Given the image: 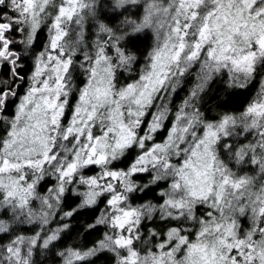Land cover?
Returning <instances> with one entry per match:
<instances>
[{
    "label": "rangeland",
    "instance_id": "1",
    "mask_svg": "<svg viewBox=\"0 0 264 264\" xmlns=\"http://www.w3.org/2000/svg\"><path fill=\"white\" fill-rule=\"evenodd\" d=\"M51 1L8 0L7 9L15 16L5 15L0 23L1 65L14 59L9 48L12 42L4 36L5 27L14 25L19 33L27 27L32 33L36 19L49 21L47 46L35 63L29 98L24 99L18 110L13 139L0 153V215L7 209L17 218L37 225L38 233L30 240L14 239L7 252L23 260L31 248L45 247L52 239L44 209L50 204V198L39 199L36 195L37 183L44 175L55 177L56 188L49 196L57 197L78 170L95 165L105 171L110 160L131 146L138 156L127 171H105L103 175L80 179L78 183L87 189L88 197L95 193L111 196L107 223L112 237L107 239L106 247L114 250L116 258L122 255L117 264H156L155 258L161 259L157 264H180L184 259L188 264H200L196 262V255L201 254L210 264L212 248L198 244L210 245L212 237L214 246H222L232 230L236 236L239 226L229 215L233 219L242 218L244 214L236 211L237 205L243 202L244 196H251L252 190L259 191L251 196L253 206L249 203L251 210L247 215L253 216L255 226L259 225L257 230L261 229L264 235V79L255 100L239 118L205 124L196 114L197 93L203 91L208 81L222 76L228 86H243L256 63L264 58V0H115L118 7L129 4L131 9L141 11L138 19L132 17L136 19L130 25L134 27L138 23V29H146L154 36L148 63L134 83L115 86L114 69L129 72L131 59L120 54L112 41L117 32L122 35V27L118 26V31L113 33L103 30L104 35L99 36L102 47L97 48L94 60L89 63L87 54L83 53V62L75 66L85 74L86 84L72 116L66 121H62V115L67 83L72 76L70 68L74 58L82 55L86 21L94 20L97 3L59 0L50 12L47 8ZM187 73L193 74L189 84L194 82L188 100L181 105L171 128L158 143L154 133L160 130L170 100ZM27 103L31 104L26 109ZM229 133L236 134L238 140L243 139L242 153L240 148L239 151L232 149L238 143H233L234 136L232 143L227 141ZM251 142L254 145L249 146ZM256 147L260 150L259 156ZM230 164L233 167L252 165L257 168L252 178L263 175V180L253 187L231 171ZM146 170L169 181L166 201L157 208L163 217L193 219L199 204L205 208L204 217L213 213L222 215L223 209L227 213L216 223L199 225L198 222V230L191 232L188 241L182 234L168 233L163 244L165 252L142 257L133 242L141 218L138 210L130 209L123 201L130 177ZM192 239L191 243L196 244L188 250ZM246 239L232 240L228 250L242 256L253 250L256 254L251 264H264V237H260V242L254 241L255 246L248 234Z\"/></svg>",
    "mask_w": 264,
    "mask_h": 264
},
{
    "label": "trees",
    "instance_id": "2",
    "mask_svg": "<svg viewBox=\"0 0 264 264\" xmlns=\"http://www.w3.org/2000/svg\"><path fill=\"white\" fill-rule=\"evenodd\" d=\"M58 1L52 0L47 8L48 11L51 12ZM95 2L97 6L94 20H85L86 29L83 33L82 55L74 58V63L76 64L73 63L70 68L72 76L69 84L67 83V99L64 104L62 121H66L72 116L79 94L86 84L85 74L82 71H77L75 66L83 62V53L87 54L85 58L89 63L94 60L95 52L99 50L97 48L102 47L99 36L103 34V30L113 33L118 31V26L122 27V35L117 32L118 34H114L115 38H112V41L118 46L120 54L123 53L131 59L130 67L128 65L125 67L126 70L129 67V72H120L118 69H114L112 82L117 87H125L134 83L136 76H138L144 65L148 63L149 54L154 43L152 33L146 29H138V23L134 27L130 25L136 18L138 19L141 16L142 13L139 9L133 10L129 4L118 7L115 4V0H95ZM8 6V0H0V23L5 15L13 14L15 16L14 12L7 9ZM133 14L135 16H132ZM132 17L136 18L133 19ZM130 19L131 21H129ZM47 24L49 25L47 20L36 19L32 33V30L27 27L20 29V33L17 32V28L14 25L10 28L5 27L4 36L8 42H12L9 44V48L14 54V59L11 63L4 62L0 65V153L7 148L8 143L13 139V123L18 110L25 100L29 98L31 75L35 68V63L47 46ZM27 32L31 33V35ZM14 40L17 41L15 42ZM192 75L187 73L182 78L179 88L175 90L168 106L167 116L160 130L154 133L158 143L162 142V138L165 137V134L171 128V124L175 115L180 111L181 105L187 102L189 93L194 85V82L189 84ZM263 79L264 58L256 63L249 80L243 86H228L224 77H213L207 82V86L203 91L201 90L197 93L196 114L198 120L205 124H217L224 118H239L244 110L255 100ZM28 103L26 104V109L31 104ZM228 135H230L228 142L232 143L234 136L235 140L233 139V143H238V146L235 148L233 146L232 149L237 150L240 148L242 153L244 149L243 139L238 140L234 133H229ZM9 137L12 138L10 139ZM246 139H248V141L246 140V143H248L250 141L249 137L246 136ZM248 145L252 146L254 142ZM259 154L260 150L257 148V155L259 156ZM137 156L138 153L135 147H128L118 158L110 160L106 164L105 171L111 173L125 172L134 164ZM230 166L232 167L231 171L238 173L253 187L254 185H259L260 181L263 180V175L252 178V175H255L257 170L252 165L233 167L230 164ZM105 171L100 166L95 165L81 168L73 174L69 185L62 189V192L57 197L49 196L56 188L55 177L44 175L37 183L36 195L39 196V199L41 197L50 198V204L47 209L45 207L44 209L46 211L45 223L52 239L45 247L35 246L31 248L30 254L23 260L10 255L7 252V247L14 239L30 240L38 233L37 225L23 218H17L15 214H11L7 209H4V212L0 215V227L4 228L0 230V264H66V260L69 261L68 264H117L122 255L116 258L114 250L111 247H106L107 239L112 237V230L107 223L109 219L107 214L109 209L108 202H110L111 196L95 193V195L88 197L85 195L87 189L82 185H78L80 179L83 181L98 177L103 175ZM168 186V179L157 177L151 170L136 173L130 177V187L125 194L123 202L130 209L138 210V216L141 218L138 222L133 242L136 244L135 249L142 257H152L165 252L163 244L166 242L168 233L174 231L182 234L188 241L191 239V232L198 230V222L199 225L201 222L209 223L211 221L216 223L222 215L227 213L226 209H223L222 212L224 214L222 215L213 213L211 216L204 217L205 208L202 204H199L193 212L196 219L195 217L189 220L184 217L176 219L163 217L161 213L157 212V208L165 203ZM255 191L258 192L259 190ZM255 191L252 190L251 196L256 195ZM262 193L264 194V190ZM251 196H244L243 202H239L237 205L238 209L236 211L244 214L242 218L233 219L229 215L230 220L235 225L238 223L239 227L238 230L236 229V236H234L232 230L231 236L227 238V243L222 244V246H214L212 237L210 245L204 242L198 244L212 248L213 252L210 253L208 258L210 264H228L226 262L228 259L232 261L229 262L231 264H251V261L255 258L256 252L254 253L253 250L248 251L243 256L236 251L231 254L228 250L232 240L233 242L235 239L240 242L248 241L246 239L247 234L252 238L251 242L254 246V241L255 243L258 240L260 242V237H264L261 229L260 231L257 230L259 225L256 227V223L251 219L253 216L250 213L247 215L253 206L250 200ZM1 199L2 195L0 194ZM249 203L251 208H248ZM142 212L144 215L141 214ZM147 213L150 214L148 218ZM213 215H215L214 219L212 218ZM222 222L224 223L223 220ZM218 239L221 244V237H218ZM191 242H193V239L188 242L190 243L188 250L193 244H196ZM252 248L255 250L254 247ZM230 255L233 256L232 259ZM153 260L157 264L161 259L155 258ZM153 260L149 262L152 263ZM187 262L184 259L180 264H188ZM196 262L207 264L203 254L196 255Z\"/></svg>",
    "mask_w": 264,
    "mask_h": 264
}]
</instances>
